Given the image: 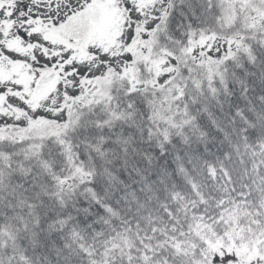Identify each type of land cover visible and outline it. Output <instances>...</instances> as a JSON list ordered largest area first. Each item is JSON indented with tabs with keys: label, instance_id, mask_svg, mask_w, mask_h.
Returning <instances> with one entry per match:
<instances>
[{
	"label": "snow or ice",
	"instance_id": "1",
	"mask_svg": "<svg viewBox=\"0 0 264 264\" xmlns=\"http://www.w3.org/2000/svg\"><path fill=\"white\" fill-rule=\"evenodd\" d=\"M0 264H264V0H0Z\"/></svg>",
	"mask_w": 264,
	"mask_h": 264
}]
</instances>
